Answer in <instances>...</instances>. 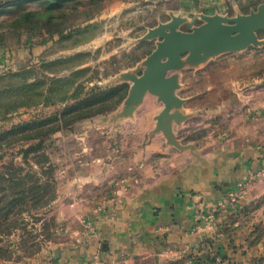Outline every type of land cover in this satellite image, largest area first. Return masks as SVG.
<instances>
[{"label":"rangeland","instance_id":"374dc122","mask_svg":"<svg viewBox=\"0 0 264 264\" xmlns=\"http://www.w3.org/2000/svg\"><path fill=\"white\" fill-rule=\"evenodd\" d=\"M88 2L83 1L79 7H63L61 12L65 19L55 28L50 26L52 28L41 31L24 28L23 31L27 33L23 34L31 35L36 40V49L31 47L34 51L30 59L11 68L0 66V89L6 86L16 89L23 83L28 87L40 85L46 95L49 84L56 80V87L57 82H60L62 89L68 92L64 102L59 103L54 99L52 103L46 104L41 101L37 106L20 108L6 117L0 116V134L22 125L39 124L37 128L24 130V133L5 137L7 142L0 149V172L7 169L19 173L21 177L27 175L28 185L37 182L51 190L48 196L52 198L44 210L36 213L28 208L23 212L20 219L25 229L13 231L4 240L2 245L10 246L8 251L12 252L11 261L14 264H56L53 257L56 251L53 206L56 191L66 185L69 176L66 173L62 174L64 178H60L61 172L64 173L67 168L75 169L95 157L104 158L110 151L126 152L134 147V138L160 136L149 135L154 126L152 118L161 110L152 97L145 99L134 121H122L114 130L100 127L99 124L120 109L127 94L128 85H114L111 80L127 70L139 73V62L155 48L154 42L134 44V41L142 37L146 29L155 27L159 22L164 23L162 21L168 18L166 12L161 6L141 7L136 15L120 14L106 26L99 22L85 26V19L92 12ZM24 6L25 11L41 12L38 3ZM17 12L13 10L0 16V44L19 42L15 31L6 27ZM197 14L198 10L187 12L186 17L190 21L181 27V31L189 32L201 23ZM87 27L91 28L85 30ZM58 29L62 31L61 35ZM257 37L264 39V31L258 32ZM28 40L29 44H34L31 39ZM91 42V46L84 48ZM13 75H21V79L1 80V77ZM263 79L264 47L223 55L198 70L183 71L178 96L187 100L185 112L196 113L201 117L188 121L184 131L175 130L178 139L183 144L193 145L212 143L214 139L224 142L235 124L247 121L252 108L260 109L263 106L264 85H259ZM68 83H72V87ZM120 86L125 88L122 100H119L118 95L108 97L102 104L81 112V115L91 114L86 119H80L79 110L72 116L62 118V113L76 102ZM219 106L224 107L218 109ZM23 134L31 139L12 141V138ZM145 143H142V147L147 145ZM220 144L215 142L206 152L211 153ZM152 162L156 163L155 157H151L148 167H153ZM239 211L238 217H243L246 210L240 208ZM256 233L250 244L260 240L262 233ZM263 260L250 264H261ZM169 263L148 259L134 264Z\"/></svg>","mask_w":264,"mask_h":264},{"label":"crops","instance_id":"0c3cea01","mask_svg":"<svg viewBox=\"0 0 264 264\" xmlns=\"http://www.w3.org/2000/svg\"><path fill=\"white\" fill-rule=\"evenodd\" d=\"M263 1L88 2L92 12L84 25L99 22L106 26L120 14L136 15L141 7L153 5L161 6L166 14L183 17L197 10L199 14L232 17L247 14ZM24 31H18V43L0 44L2 68L26 63L36 49L34 37ZM252 109L247 121L235 124L224 142L214 139L195 145L203 157L213 161V168L195 169L184 179L177 176L189 163V154L166 147L158 135L134 138V147L126 152L110 151L104 158L95 157L61 172L60 178L66 173L69 176L66 185L56 191L53 206L56 264H134L148 259L166 263L188 261V256L202 258L216 251L224 259L220 258L222 264H250L264 259V104ZM200 117L198 114L194 119ZM186 127L188 124L182 130ZM144 141L147 145L142 147ZM215 142L221 144L206 152ZM151 157L156 163L148 167ZM239 185L244 186L241 197H237ZM233 196L236 202L228 204ZM240 208L246 212L239 218ZM212 209H216L215 223L206 228L197 216ZM85 224H90V229ZM256 232L262 234L252 247ZM204 244L211 252L204 250Z\"/></svg>","mask_w":264,"mask_h":264},{"label":"water","instance_id":"95a60500","mask_svg":"<svg viewBox=\"0 0 264 264\" xmlns=\"http://www.w3.org/2000/svg\"><path fill=\"white\" fill-rule=\"evenodd\" d=\"M167 17L166 22L147 29L134 41V44L154 42L155 48L139 62V73L127 70L111 80L114 85H128L127 94L120 109L99 125L114 130L122 121H134L145 99L154 98L161 110L152 118L154 126L149 135L159 134L166 147L189 154V163L177 176L184 179L195 169L213 168V161L203 157L195 145L183 144L175 133L198 115L184 111L187 100L178 96L182 87L181 73L198 70L223 55L241 53L248 48H263L264 39H258L257 33L264 31V1L247 14L232 17L197 14L201 23L189 32L181 31V27L189 23V18L172 12H168ZM259 85H264V79ZM53 257L58 259L57 251L53 252Z\"/></svg>","mask_w":264,"mask_h":264},{"label":"trees","instance_id":"16d2710c","mask_svg":"<svg viewBox=\"0 0 264 264\" xmlns=\"http://www.w3.org/2000/svg\"><path fill=\"white\" fill-rule=\"evenodd\" d=\"M103 0H89L90 4H95ZM29 3H38L41 12L39 11H25L24 5ZM79 7L83 5V0H14L11 2L0 3V16L10 12L18 11L13 15V19L9 21L6 27L9 30L15 31L16 35L18 31L29 28L33 30H44L52 28L57 24L61 25L65 17L61 10L65 6ZM58 22V23H57ZM52 26V27H50ZM55 28V27H54ZM91 27H87L88 30ZM56 32V30H55ZM61 30L58 29V33L61 35ZM81 32V31H77ZM34 36V35H33ZM5 79L18 78L21 79V75L5 76L1 77ZM56 80L49 84L46 90V95L43 94V86H25L24 83L19 85L16 89H11V86H6L0 89V116H8L10 113L17 111L20 108H26L30 106H37L41 101L46 104L52 103V100H56L61 103L66 100L67 93L64 91L63 85H59L60 82ZM72 87V83H68ZM125 88L123 86L114 88L106 92H98L90 95L88 98L76 102L70 108L66 109L62 113V118L66 116H72L77 110L80 111V119H86L91 116L81 115L86 109H90L93 106L102 104L108 97L119 96V100L123 99ZM57 95V96H56ZM74 99H78L74 98ZM40 125H43L40 124ZM39 124H31L30 126L22 125L14 128L10 132L0 134V149L7 142L8 135H15L24 133L26 129L37 128ZM29 136L20 135L14 140H29ZM35 150V149H34ZM29 176H19V173L7 171L0 172V264H14L11 261L12 252H9L8 247L3 246L5 239L9 238L13 231L18 229L24 230L25 225L22 224L20 216L28 208L33 209L37 212L44 210L46 206L51 202V196H48L51 192L48 188L38 185L37 182H33L30 185L27 184V178ZM29 181H31L29 179ZM38 220V218H36ZM33 240V239H32ZM259 241V240H258ZM254 242L250 246H255L257 242ZM21 246V245H19ZM22 247V246H21ZM20 247V248H21ZM223 257L219 252L216 251L213 254L203 255L202 258H195L194 256H188L187 259L192 264H215V258ZM169 264H186V258L180 261L170 262Z\"/></svg>","mask_w":264,"mask_h":264},{"label":"built area","instance_id":"2783aa9c","mask_svg":"<svg viewBox=\"0 0 264 264\" xmlns=\"http://www.w3.org/2000/svg\"><path fill=\"white\" fill-rule=\"evenodd\" d=\"M244 194V186L243 185H239V189H238V195L237 197H241ZM236 202V197H229L227 200L228 204H233ZM216 215V209H212L209 210L208 212L201 214L199 216H197V220L204 225V227L206 228H211L212 225H214L215 223V216ZM87 229H90V224H85ZM204 250L207 252H211V249L209 247H207V245L204 244ZM186 264H192L191 261H186ZM215 264H222V261L220 258H215Z\"/></svg>","mask_w":264,"mask_h":264}]
</instances>
